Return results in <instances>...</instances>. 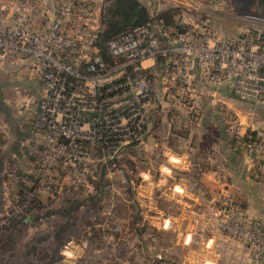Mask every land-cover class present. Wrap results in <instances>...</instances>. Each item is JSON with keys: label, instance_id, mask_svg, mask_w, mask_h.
Instances as JSON below:
<instances>
[{"label": "built area", "instance_id": "2783aa9c", "mask_svg": "<svg viewBox=\"0 0 264 264\" xmlns=\"http://www.w3.org/2000/svg\"><path fill=\"white\" fill-rule=\"evenodd\" d=\"M104 1L0 0V60L14 55L36 61L34 127L45 148L52 145L59 154L52 156L53 165L46 164L45 180H37L42 189L53 190L55 170L80 184L93 167L89 156L95 142L110 153L127 136L156 139V118L168 101L198 120L201 111L194 102L202 92L208 105L222 111L236 150L250 158L264 156V127L243 121L233 100L220 93L229 85L235 98L264 103V12L240 8L237 18L245 25L233 37H224L215 33L207 10L194 0H142L150 6L151 20L101 44ZM163 8L180 9L181 30L170 34L157 19ZM199 74L205 85L197 82ZM30 148L35 154L46 152L38 144ZM72 169L81 174L72 176ZM255 175L264 185V173ZM82 183L97 193L95 182ZM253 230L262 231L258 226Z\"/></svg>", "mask_w": 264, "mask_h": 264}, {"label": "rangeland", "instance_id": "374dc122", "mask_svg": "<svg viewBox=\"0 0 264 264\" xmlns=\"http://www.w3.org/2000/svg\"><path fill=\"white\" fill-rule=\"evenodd\" d=\"M256 2L243 0L241 10L254 11ZM12 62L18 65L15 70ZM35 63L33 58L14 55L0 60V264H52L58 256L61 264H104L100 258L105 255H115L118 264H156L158 259L145 253L137 237L136 229L142 227V235L153 236L163 244L158 253L165 257L170 259L169 255L177 252L176 258L180 259L188 253L187 259L183 256V264H189L188 259L191 264H237L238 253H243L249 264H264V208H260L252 185L244 183L246 176L250 178V171L244 172L241 164L251 159L244 153L232 161L234 164L216 170L219 155L204 153V149L192 154L180 150L193 140L179 138L175 145L174 140L159 139V133L154 140L131 135L115 144L113 154L102 152L103 143H94L89 156L93 167L82 180L91 185L95 182L92 188L97 193H91L86 183L81 180L79 184L78 178L63 171L55 175L56 170L53 190L42 189L37 180H45L46 164L53 165L52 156L59 154L52 145L45 148L34 127L39 93ZM23 78L29 80L30 89L20 88ZM28 94L35 96L34 102ZM228 136L227 147L236 150L235 140L229 133ZM211 139L203 141L212 143ZM32 144L45 149V154L30 151ZM150 144L158 145V154H151ZM195 147L197 151L201 149L199 144ZM71 171L74 176L77 170ZM31 181L35 186H31ZM69 195L78 200L70 215L76 212L79 217L85 216L80 225L77 220L70 223L72 216L64 212L63 200ZM167 199L173 203H164ZM163 203L159 210L157 205ZM113 205L122 214L120 217ZM188 206L195 212L208 209L206 219L212 231H199L203 223L199 215L185 219L183 227L189 225L192 229L194 251L185 246L187 233L179 234L181 224L176 223L175 229L162 234L155 232L169 226V211L175 210L181 218L179 212L182 207L188 210ZM116 224L120 225L119 230H115ZM63 226L66 233L59 238L57 232ZM255 226L262 230L261 234L253 230ZM50 238L54 240L52 245L47 244ZM120 240L125 242L118 251L116 242ZM150 241L152 251H156L155 242ZM92 251L95 252L91 254ZM69 259L72 262L65 261Z\"/></svg>", "mask_w": 264, "mask_h": 264}, {"label": "crops", "instance_id": "0c3cea01", "mask_svg": "<svg viewBox=\"0 0 264 264\" xmlns=\"http://www.w3.org/2000/svg\"><path fill=\"white\" fill-rule=\"evenodd\" d=\"M145 1L150 2V0H145ZM194 1L199 3L201 7L207 10V13L209 15V22L213 30L215 31V33L220 36L233 37L234 35L237 34L239 27L245 25L243 21L237 18V14H238L237 12H240V8H241V4L243 0H194ZM256 1H257L256 2L257 6L254 7V10L259 13L264 12V0H256ZM164 4L165 3H163V5ZM17 66H18L17 63L12 62V70H15ZM23 80L24 82L23 84L21 83L20 88L30 89L29 87L31 85L28 82L29 80H27L26 78H23ZM197 82L201 86L205 85L204 78L202 75L199 74V76L197 77ZM220 93L225 98L233 100L234 102L233 106L235 109L238 110L239 115L241 116V119L243 121L252 120L258 125L264 127V103L252 104V103L239 100L238 98H235L233 96L232 91L229 88V85H225L224 88L220 90ZM194 103H195L194 104L195 108H199V110L201 111L200 118L195 121H193L192 118H189V116H187L186 111L188 112V110L181 109L182 107L178 105L175 101L172 100L171 103L165 104V106L168 108L165 109V112L163 111L159 113L156 118L157 119V130H158L157 133H159V139L174 140L173 143L175 145L177 144V140H179V138H186V139L193 140L192 142L188 143L186 148H183V149L180 148V150H183V151L187 150L188 154H192L195 152L196 153L201 152L202 149H204L203 150L204 153L220 156V162L219 164H217L216 167H214V169L222 170L223 166L229 167V164L232 161H235L236 158H239L242 152L232 149V148H228L226 145V138H228L229 136H228V132L226 128L225 117L222 111L219 108L210 106L206 103V93L205 92L198 94L195 97ZM169 108L170 109L172 108L170 113L168 112L170 110ZM179 113H182V118L178 116ZM207 138H212L211 139L212 143L211 142L207 143L206 141H203ZM197 139H199L201 142L197 143L196 141H194ZM217 141L219 142V144H217ZM198 144L201 148L199 149V151H197L198 147H195V146H198ZM150 145H152V147H150L151 154H158L159 149H160L158 145H154V144H150ZM231 164H234V163L232 162ZM241 165H243L244 172L250 171V174H249L250 178L246 176L244 178V183L246 184L248 182L252 185L254 189L253 194L256 195V198L258 197L259 206L261 209H263L264 208L263 207L264 206V186L257 178H255L256 176L255 174L264 173V156H257V157L251 158L248 161L245 160L243 164ZM70 197H73V196L69 195L68 197L64 198L65 200H63V202L66 201L64 203V212H66L69 216H72L71 218L72 221L70 223H74L77 220L78 224L80 225L82 222H84L85 216L79 217L76 214V212L74 214L71 212L73 215H70L71 209L75 208L74 206L78 203V200L76 201L75 198L70 199ZM163 201L164 203L165 202L173 203V201H170L168 199L163 200ZM164 203L162 205H157L159 206V210H160V207L163 208ZM157 204H159L158 200H157ZM113 206H114V212L120 217L122 214L116 211L115 208L117 207H115V205ZM182 208L183 210L179 212V214L182 215L181 218H178V214L177 212H175V210L169 211L167 213L168 214L167 216L171 220L170 222L169 218H167L169 221V226L167 227L164 226L162 229L159 228L160 230L157 229L155 230V232L156 234L157 233L162 234L165 231H170L172 229H175L174 226H176L175 225L176 223L179 226L181 224V227L179 228V234L187 233L186 234L187 237L185 240L186 242L185 246H187L189 251L190 250L194 251V249L192 248L195 246V241L191 239L192 229L189 228V225H187L186 228L185 226L183 227V225L185 223V219L191 220V217L199 215L203 219L202 226L198 227L199 231L205 234L212 233L211 224L206 219L208 209L203 210L202 212L196 211L197 212L196 213L194 210H190L189 206L187 208L188 210H185L186 208L184 207ZM63 228L64 226L61 227L59 232H57V234L59 235V238H64V234L66 232L64 233L62 231ZM136 232L138 234L137 237H139V239L141 240V244H142V247L145 253H148V254L150 253V255H154L158 259L159 264H183L182 263L183 256H185L187 259L188 253L183 254V256L181 255L180 259L176 258L177 252H175V254L174 253L171 254L172 256L169 255L170 259L165 257V254L158 253V249L163 250L162 249L163 244H160L159 239L154 238L153 236L145 237L144 235H142V233H144L143 227L140 228L139 230L136 229ZM50 239L51 241L47 244L52 245L51 242L52 241L54 242V240L52 238ZM150 240H153L155 242L154 246H155L156 251H152ZM60 241L63 242V240H60ZM124 242L125 241H122V240L116 242L118 246V251H121L123 249L122 245L124 244ZM236 248L237 250L240 249L239 246H236ZM94 252L95 251H92L91 254H93ZM115 258H116L115 255H105L100 258V261L103 262L104 264H106V262L107 264H118ZM173 259H176V260H173ZM245 259L246 257L243 253L242 254L238 253V255L236 256L237 264H249V261L248 260L246 261ZM65 261L72 262V260L70 259L65 260ZM54 262L55 264L60 263L59 256L54 257L52 259V264H54ZM187 263L191 264L189 259Z\"/></svg>", "mask_w": 264, "mask_h": 264}, {"label": "trees", "instance_id": "16d2710c", "mask_svg": "<svg viewBox=\"0 0 264 264\" xmlns=\"http://www.w3.org/2000/svg\"><path fill=\"white\" fill-rule=\"evenodd\" d=\"M102 19L104 27L99 34L101 44L119 32L151 20L150 6L142 0H105ZM157 19L166 24L170 34L182 29L180 24L182 14L178 8H163Z\"/></svg>", "mask_w": 264, "mask_h": 264}, {"label": "water", "instance_id": "95a60500", "mask_svg": "<svg viewBox=\"0 0 264 264\" xmlns=\"http://www.w3.org/2000/svg\"><path fill=\"white\" fill-rule=\"evenodd\" d=\"M31 218H32V216H31ZM25 220H28V219H25Z\"/></svg>", "mask_w": 264, "mask_h": 264}]
</instances>
